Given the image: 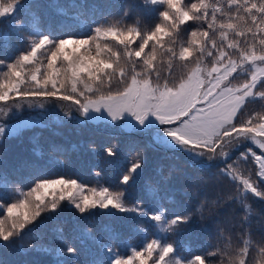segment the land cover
<instances>
[{
	"label": "snow or ice",
	"instance_id": "6c2138e0",
	"mask_svg": "<svg viewBox=\"0 0 264 264\" xmlns=\"http://www.w3.org/2000/svg\"><path fill=\"white\" fill-rule=\"evenodd\" d=\"M182 3L183 0H140L138 15L145 11L155 13V23L149 29L142 30L139 20L134 26L124 29L81 24V32L68 33L64 37L38 30L35 18L30 24L17 19L22 11L31 8L29 0H13L7 5L0 3V24L16 21L8 24L6 31L0 32V70H5V79L0 82V102L11 111L23 107L21 101H28V107L41 108L45 100L52 103L70 101L86 121H108L130 134L145 138L147 147L184 153L194 165L201 167L206 162L219 160L224 164L220 173L233 182L236 198L246 207L244 202L249 192L264 200V153L257 155L248 147L237 157V160H248L250 154L252 160L259 163V168L248 178L236 176L233 172L235 161L229 163V160L236 150L249 142L264 150V118L255 123L252 118H240L248 104L264 102V67H252L257 63L264 65V0H228L229 9L235 15L228 16L227 22L219 23V44L215 39L216 12L223 15L222 9L213 8L211 22L205 26L203 21H207L209 16L205 0H200L199 4L190 2L187 8L182 7ZM128 15L125 10L124 17ZM233 20L250 22L251 26L242 29ZM188 21L202 22L189 24L188 29L182 30L191 39L178 49L166 46L172 42V33L181 34L180 26ZM84 28H87L86 33L82 31ZM229 31L233 33L231 40H228ZM164 37H169V41L166 42ZM107 38H113L123 46L130 71H125L119 63L121 52H113L106 46L101 48L98 41ZM137 38L139 43H136ZM14 44L16 51L11 52ZM93 44L95 56L86 55L91 52ZM69 45L74 47L68 49ZM80 46H87L83 53L76 52ZM38 53L47 60L41 65L45 68L43 73L41 66L28 67L40 63ZM101 53L109 54L107 59L102 58ZM158 53L168 57L167 73L157 66ZM214 54L212 67L202 68L198 58ZM58 61L61 67H57ZM175 63L195 66L183 77H177L173 70ZM64 74H68L71 81V94L61 91ZM236 75L243 76L244 80L233 88L230 78L234 79ZM82 77H86L88 82H83ZM113 77L117 79L115 88L112 86ZM81 83L83 87L78 88ZM105 85L106 93L101 91ZM65 115L72 118L71 112ZM18 131L19 126H10L0 117V141L16 136ZM104 152L107 158L118 155L115 147H106ZM29 166L38 171L42 169L39 161ZM143 170V157L137 153L136 158L129 160L120 184L126 187L135 185L143 178ZM0 182V210L6 209V214L0 217V246L13 245L29 226H38L41 212L52 216L62 210L61 202L67 200L68 206L81 216H91L99 209L106 210L109 215L116 211L147 217L162 226L161 234L143 242L138 248L131 247L130 254H125L117 247L122 241L121 233L107 225L105 229L110 232L108 243L94 237L88 228L80 230L77 226L76 235L68 238L63 235V229L58 228L57 239L61 246L37 249L54 255L56 264H84L81 261L84 255L91 257L86 264H136V261L144 264L145 260L150 264H168L169 259L173 264H214L212 257L220 253L217 249L190 257L182 256L179 245L168 233L175 234L181 226L187 225L192 214L185 212L169 217V208L161 203L160 193L149 184L145 185L147 195L156 207H145L141 201L128 207L126 188L115 195L107 187L92 188L90 194H84L85 185L63 176L56 179L37 177L27 192H21L13 186L2 162ZM50 193L51 199L45 203ZM33 194L34 203L27 211L30 207L28 197ZM242 219L246 221L247 214ZM85 237L94 241V250L88 247ZM252 251L255 248L250 238L243 239V246L238 249L239 264H250ZM259 251L264 253V246Z\"/></svg>",
	"mask_w": 264,
	"mask_h": 264
},
{
	"label": "trees",
	"instance_id": "16d2710c",
	"mask_svg": "<svg viewBox=\"0 0 264 264\" xmlns=\"http://www.w3.org/2000/svg\"><path fill=\"white\" fill-rule=\"evenodd\" d=\"M190 2L199 4L200 0H183L182 7L187 8ZM257 2H259V0H257ZM138 3H140L139 0H31V8L28 10L30 18L27 24H30L33 18H35L38 30L46 32L50 31L59 37H64L68 33L77 34L81 32L79 27L81 24H96L102 25L104 28L111 26L124 29L131 24L133 26L135 25L136 21L133 20L137 18L136 14L138 15L139 13ZM205 3L208 5L209 13L208 20L203 21L205 26L208 22H211L213 8H219L223 11V15L220 11L216 12L217 22L215 25V39L219 44V23L222 21L227 22L228 16H233L235 13L229 9L228 0H205ZM125 10L129 12L127 17H124ZM138 16L141 20L139 26L142 30L151 28L155 23V13L145 11L143 14ZM118 20L121 21V23L117 24L116 21ZM11 21L12 20L8 21L7 24H0V32L6 31L8 24H11ZM232 22L238 23L242 29H246V27L251 26L250 22L245 23L236 20H233ZM200 23L202 22L188 21L180 26L181 34L177 35L176 32H173L172 37L177 38V44L181 45L186 40L191 39L190 35L182 30L188 29L189 24L199 25ZM68 25H71V27H68ZM190 30L191 29H189V32ZM28 31H31V29ZM82 31L86 33L87 28H84ZM231 39H233V33L229 31L228 40ZM237 39L243 41V38L237 37ZM105 41L107 45H110L108 40ZM256 46L257 50H259L260 46L258 43ZM16 47L17 46L14 44L10 51L15 52ZM85 47L87 46H80L79 48H76V52L83 53ZM86 55L95 56L94 44L92 45L91 52ZM38 56L40 63L36 66H41L42 64L47 63L46 57L40 53H38ZM205 59L208 63L213 64L215 62V54L212 57L206 56ZM233 59H237V57L233 56ZM189 65L190 64L184 65L181 63H175L173 65L175 75L177 76L186 73ZM32 66L33 68L35 67V65ZM160 66H162V63H160ZM245 66L248 67V65ZM262 66L264 67V65ZM128 67L130 68L129 64L125 66L126 70ZM44 70L45 68L41 66V71L43 72ZM164 70H168V61L166 62V65H163L161 68L162 72ZM4 71L5 70H0V82H3L5 79L3 74ZM237 77L240 76L236 75L235 78ZM230 82L231 86H237L234 85L235 83H232L231 78ZM66 88L67 87H64L62 92L65 93ZM8 104L10 105L11 101H9ZM0 108H3L2 102H0ZM47 116H50L49 110L38 108L25 111L23 115H20L19 117L2 118L3 122L9 124L10 126H19L17 135L27 129L35 131V139L37 138L36 142L35 140H28L26 144L23 145L20 143L16 145L10 144L5 149L3 157L4 160H2V163L12 179L13 186L19 188L21 192H27L28 188L32 186L37 177L54 179L63 176L64 178L76 179L80 184L89 187L91 181L90 178L92 176L95 177L96 173L100 172L99 176L103 179L106 172L103 170L100 171V169L96 167L97 165L95 164V160L92 161L94 159V154L101 152L99 149L101 146H113L114 141L118 140V137L120 136H123V142L127 143L128 148L134 153L140 150V146L143 141L147 145L146 139L142 140L141 137L137 138L129 133L120 135L113 127L100 123L101 120H87L90 123L82 124L80 122H73V127H82V130L86 131L89 135V146L86 147L83 143H76V149H78L79 152L75 153V151H72L71 148L65 145L61 140L60 142L55 139L56 132L48 129V126L52 123L51 121L49 125H42L43 120H45ZM240 118L242 120L252 118L254 123L257 122V120L264 118V102L256 101L248 104L243 109V114ZM74 123L78 124V126H74ZM17 135L6 137L4 139H19ZM58 135L59 139H61L62 135ZM55 144L60 145L58 149L54 147ZM36 146L38 149L35 148ZM248 147H251L257 155L264 153V150L260 149L258 145L249 142L243 145L240 149L236 150L231 160L235 157H239L240 153L246 151ZM149 148L153 151V155L145 166V178L151 183L153 188L160 193L161 203L165 207L169 208V217L173 214H184L185 212L191 213L195 206L192 202V198L190 196H185L184 199H182L176 195L177 193L182 195L191 191L192 183L187 181L188 177H190V171L188 173H183L180 176L177 175L178 177L175 179L176 183H182L179 186V190H176L177 193L165 190L164 186L176 177V175H172L171 173L170 161L172 158V152L157 148ZM44 152H49L57 156L58 159H48ZM75 155L78 156L79 159ZM173 157L177 161L178 159H181L178 161L180 166H186L189 170H195L196 175L192 177L193 179H200L203 183L210 182L212 185H215L217 192L220 194L229 190V185H227L223 179H218L220 176L224 177L220 174V167L224 166L222 165V162L218 163L220 165L213 163L211 165V169L206 170L204 166L201 167L200 165L190 164L188 160L183 158V156L179 158H176L177 156ZM249 160L255 168H259V163L254 162L250 154ZM36 161H39L42 165V169L39 171L29 166ZM245 161L246 160L241 159L239 165L243 164ZM122 174L123 171H117L116 168L113 179H107L108 177H106L102 186L104 188H109L113 195L117 194L122 189L126 188V186H122L120 184V175ZM239 175L240 172L237 173V176ZM167 176H172V180H168ZM180 177L183 178L185 182L182 181ZM219 180L221 183H219ZM202 188L204 189V187ZM132 191L133 193H130L129 195L125 191L128 207L132 206L133 200L131 197L133 194L137 197L134 201L143 202L145 207L157 206L153 200L151 203H145L141 198L142 195L139 194L140 192L138 193L136 190ZM34 196L35 194L28 197L30 207L29 209H26L27 211L31 210V205L34 203ZM50 199L51 193L45 200V203H48V200ZM219 201H222V199H219ZM225 203V200L217 202V205H211L208 202L202 203L201 212H205L209 217L210 213L216 214L215 217L211 218H217V222L223 224V212L218 210L225 208ZM258 203L259 202L257 200L252 201V208L257 210V217L253 219V223L256 226L261 227L258 229V233L262 236L264 229V204ZM61 205L62 210H58L52 216H49L46 212H41V216L38 218L40 221L38 226H29L28 229L24 230L22 237L13 245L0 247V264H56L57 258L54 255L38 251L37 249L55 248L61 246V241L57 239L58 233L56 230L58 228L63 229V235L66 238L74 237L76 235L77 226H79L80 230L88 228L91 230V234L94 237L108 243L110 232L105 229V226L107 225L121 233L122 241L117 244V247L125 254H130L129 248H138L143 242H146L154 237L152 231L154 221L152 222L147 217L138 216L132 212L118 213L116 211H113L112 214L109 215L106 210L99 209L95 210L91 216H81L74 208L68 206L69 202L67 200L62 201ZM3 214H6V209L0 210V217H2ZM211 218L201 215L200 219L192 217L187 225L181 226V229L183 230L178 231L175 234L168 233V235L179 245V251L182 256L190 257L193 254H203L208 251H216V248H219L224 243L220 234L217 235L216 239H211V231H204L202 229L196 230V227H199L202 224H210L209 222ZM230 234L236 235L233 230H230ZM231 237H233V235ZM84 239L88 247L94 250V241L88 240L86 237ZM229 239L230 237L228 238V246L220 250L218 256L212 257L214 264H239L238 249L242 247L243 244L237 245L233 243V241H229ZM252 247L255 248V251H252L250 264H264V253H261L254 244ZM90 258V256L84 255L81 257V261L86 264ZM136 264H140V262L136 261ZM148 264H150V261Z\"/></svg>",
	"mask_w": 264,
	"mask_h": 264
},
{
	"label": "rangeland",
	"instance_id": "374dc122",
	"mask_svg": "<svg viewBox=\"0 0 264 264\" xmlns=\"http://www.w3.org/2000/svg\"><path fill=\"white\" fill-rule=\"evenodd\" d=\"M140 1V0H139ZM13 0H0V3H3L5 5L12 3ZM29 3H31V0H29ZM140 4V3H138ZM182 6V5H181ZM29 10V9H28ZM28 10L22 11L19 16L17 17V19H22L25 24H27V22L29 21V15H28ZM136 19H134L133 21H141L139 16L136 14ZM15 20H12L11 23H15ZM154 25V24H153ZM129 26H133L132 24ZM128 26V27H129ZM108 40L110 42V45H107L106 41ZM164 40L167 42L169 41V37H164ZM100 43L101 48H105V46L107 48H111L113 52H121V56H120V65L122 67L125 68V66L128 63L127 58L123 55V46L120 45L115 39L113 38H107V39H101L98 41ZM136 43H139V39L137 38ZM105 44V45H104ZM151 44V42H150ZM166 46H171L174 48H179V44H177V38H173L172 37V42L170 44H166ZM74 46L73 45H69L68 49H72ZM132 47H135V44L132 45ZM147 51V49H146ZM109 54L107 53H101L102 58L107 59ZM206 55L205 56H200L198 58V63L200 64V66L202 68H204L205 70L209 69L212 67L213 64H210L206 61ZM168 61V57L166 54H162V53H158V68L161 70L163 65H166V62ZM160 63H162V66H160ZM194 64H190L188 67V70L192 67H194ZM29 69H33L32 65L28 66ZM36 67V65H35ZM43 67V66H42ZM57 67H61L60 62H57ZM246 67V66H245ZM256 67H263L262 65H260L259 63H257V65H253V68ZM131 69L128 67L127 70L125 68V71H130ZM137 71H139L140 69L137 68ZM187 70V71H188ZM45 71V70H44ZM43 71V72H44ZM168 70H164L163 73H167ZM41 71V73H43ZM187 73V72H186ZM186 73L181 74V75H177V77H183ZM83 82H88L86 77H82ZM244 77H237L232 79V83L234 85L237 86H232L233 88H236L238 86H240V84L243 82ZM63 83H64V87H67L65 89V93L67 94H71V81L68 78V74H64V79H63ZM171 83V81H170ZM112 86L115 88L117 87V79L116 77H113L112 80ZM83 84H79L78 88H82ZM61 91H63V89H61ZM102 92H107V86L105 85L103 88H101ZM9 103V102H8ZM21 103L23 104V107L20 108H13L11 111H9V107L3 104V112L0 113V117L2 118H8V117H19L20 115H23V113L25 111H28L30 109H38L41 107H37V106H33V107H28V101H21ZM37 104L40 103V101L36 102ZM44 103V107L42 109H47L50 111V116L46 117L45 120H43L42 125H49L50 121L52 122L50 126H48V129L53 130L54 132H56V136L55 139L58 141H62L65 145H67L69 148H71L72 151H75V153L79 152L78 149H76V143H83L86 147L89 146V135L86 131L82 130L81 128H77V127H73V122H80L82 124L85 123H90L88 121L85 120L84 117H82L79 113H77L75 111V106L70 102V101H64V102H59L57 101L56 103H52L48 100L43 101ZM11 105V104H10ZM71 112L72 114V118L69 119L65 113H69ZM3 113H7V115H3ZM98 115V114H97ZM56 123H61V124H56ZM74 126H78V124H75ZM102 124L109 126V127H113L118 134L120 135H124V133H129L126 130H124L123 128L119 127V126H114L113 124H111L110 122H104L101 120ZM22 127V126H21ZM61 134L62 137L61 139H59V135ZM130 134V133H129ZM132 136H136L134 134H130ZM17 137H19V139H15V138H10V139H3L2 141H0V162H2V160H4V153H5V149L10 145H16L18 143L20 144H26V142L28 140H37V138L35 139V131L33 130H23L19 135H17ZM118 137V136H117ZM137 138H139V136H136ZM141 139L145 140V138ZM60 141V142H61ZM123 143V145H122ZM253 143V142H251ZM255 144V143H254ZM257 145V144H256ZM60 145L55 144L54 147L58 149ZM108 147L107 145H103L101 146L100 151L98 153H95L93 156V160H95V164L97 165L96 167L100 169V171H106L104 174V177L102 179L101 176H92L90 178V186L87 187L85 189V193L84 194H90V190L92 188H96V189H102L104 188L102 186V183L104 182V180L106 179V177H108L107 179H113V175L115 173V170L117 168V171H123V173L126 171L127 167H128V162L129 160L136 158L137 154L136 153H140L143 157L144 160V170H143V178L141 180H139L135 185H132L131 187H126V193H128V195L130 193H133L132 190H136L139 194L142 195V199L144 200L145 203H151L152 198L149 197L147 195V190L145 185L149 184L151 185V183L145 178V170H146V164L148 162L149 159L152 158L153 155V151L146 146V143L143 141V143L140 146V150L136 153L132 152L128 146L127 143L123 142V136L118 137V140L114 141L113 146L111 147H115L118 155L115 158H107L105 156V152L104 149ZM126 147V148H125ZM36 149H38V147H35ZM44 154L46 155V157L48 159H58L57 156L51 154V153H47L44 152ZM234 154V153H233ZM232 154V156H233ZM172 158L170 161V166H171V173L172 175H176V177L172 180V176H167L168 180H172L169 183H167V185L164 186L165 190H170V192L172 193H177L176 190H179V186L182 183H176L175 179L178 177L177 175H182L183 173H188L190 174V177H188L187 181H190V183H192L191 186V191H189L188 193H184V194H179L177 193L176 195L181 197L182 199H184L185 196H190L192 198V202L195 204L194 209L192 210L191 214L192 217L195 219H200V215L204 216V217H215L216 214H211L210 213V217L207 216V214L204 212H201V204L208 202L211 205H217V202H222V201H226L225 203V208H221L218 211L223 212L222 214V218H223V224H220V222H217V218H211L210 220V224H202L199 227H196V230H204V231H211V239H216L217 235L220 234L222 241H224V243L216 249L222 250L223 248H226L228 246V238L230 237L229 241H233V243L237 244V245H242L243 244V239H249L252 241V245L254 244L256 246V248L259 250V248L261 246H264V229H263V235H259L258 233V229L261 227L256 226L253 223V219L257 217L256 209L252 208V201L253 200H257L259 203L258 204H264V200H261L258 197H254L250 192L247 193L248 198L245 200L244 204L246 205V207L244 205H242L239 200L236 198L235 196V188L233 185V182L231 180H229L226 177H222L220 176L218 179H223L225 181V183H227V185H229V190L226 192H223L222 194H220L219 192H217V188L215 187V185H212L210 182L209 183H203L200 179H193L192 177L196 175L195 170H189L188 167L186 166H180L179 162L180 161L178 159L175 160L173 156H177L176 158L182 157L185 158L186 160L189 161L190 164H193L192 160L189 159V157L184 154V153H180V152H172ZM76 156V155H75ZM78 157V156H76ZM79 159V157H78ZM77 159V160H78ZM233 161H235V163L233 164V172L234 174L237 176V173L240 172V175L238 177H243V178H248V176L250 174H252L255 170H257L258 168H255L253 166V164L250 162V160H246L245 162H243V164L239 165V162H241L240 160H237V157H235L233 160L229 161V163H233ZM183 162V161H181ZM213 163H221V161L217 160V161H209L206 162L205 164V168L206 170L211 169V166L208 165H212ZM220 165V164H218ZM224 165V164H222ZM224 166L220 167V169H222ZM219 168V166H218ZM122 169V170H120ZM7 170V169H6ZM100 173V172H99ZM103 173V172H101ZM170 173V175H171ZM221 174V173H220ZM222 175V174H221ZM121 177V175H120ZM181 178V177H180ZM56 179V178H54ZM65 179H72V178H65ZM182 181L185 182V180L183 178H181ZM76 180V179H75ZM2 183V182H0ZM219 183L220 180H219ZM152 186V185H151ZM16 188V186H14ZM59 187V186H57ZM153 187V186H152ZM204 187V189L202 188ZM171 194V193H170ZM132 200H133V204L136 203V201H134L137 197L135 196V194L132 195ZM147 199V200H146ZM219 199H222V201H219ZM216 201V202H215ZM30 202V201H29ZM73 208V207H72ZM219 212V213H220ZM247 214L248 219L246 221H243V216ZM228 217V219H227ZM220 219V218H219ZM153 222V221H152ZM251 223V224H250ZM154 226L152 227V231H153V236L159 235L161 234V225H157L155 222H153ZM183 229H180L179 231H181ZM230 230H233L235 234H230ZM233 235V237H231ZM2 247V246H0ZM130 249V248H129ZM236 250V248H235ZM149 261L145 260L144 264H148ZM168 264H173V260L169 259L168 260Z\"/></svg>",
	"mask_w": 264,
	"mask_h": 264
}]
</instances>
